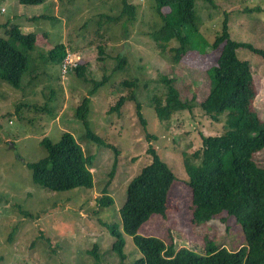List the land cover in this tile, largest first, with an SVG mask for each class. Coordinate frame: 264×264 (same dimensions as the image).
<instances>
[{"label": "rangeland", "instance_id": "374dc122", "mask_svg": "<svg viewBox=\"0 0 264 264\" xmlns=\"http://www.w3.org/2000/svg\"><path fill=\"white\" fill-rule=\"evenodd\" d=\"M126 2L137 8L135 21L123 18L112 22L104 17L119 16L122 0H46L38 6L0 0V25L16 24L23 33L37 36L35 50L27 53L29 68L21 86L0 80V264H133L141 258L132 239L125 235V258H120L113 251L115 239L106 225L121 224L127 185L151 164V148L176 179L166 216H152L138 235L164 242L171 238L176 250L187 248L199 254H205L208 242L230 251L245 243L241 225L226 212L202 225L192 222V193L184 155L203 149L202 134L225 131L224 117L214 121L201 107L211 88L208 71L220 56L221 50L212 46L224 20L228 19L232 40L264 51V0H196L198 33L188 55L178 64L169 52L160 51L151 37L161 22L156 2ZM41 16L50 18L31 19ZM0 37L6 38L2 27ZM59 43L70 53L75 67L82 64V75L75 67H68L63 74L61 66L50 61L48 54ZM177 46L173 41L168 48ZM18 49L24 51L20 46ZM237 56L250 63L256 86L253 107L264 121V59L246 50L237 51ZM121 59L124 64L120 67ZM105 75L108 80L90 95L95 81ZM166 76L174 78L180 96L192 108L163 121L152 98L165 95ZM124 80L133 85L121 84ZM85 96H90L92 130L116 152L85 135L82 120L76 115ZM121 96V107L113 109ZM137 102L146 125L138 116ZM65 131L73 135L85 156L93 157L92 189L52 192L33 182L28 164L47 156L42 141L48 137L55 143ZM115 160L117 167L110 178ZM253 161L264 165V149ZM105 195L114 205L100 204Z\"/></svg>", "mask_w": 264, "mask_h": 264}, {"label": "trees", "instance_id": "16d2710c", "mask_svg": "<svg viewBox=\"0 0 264 264\" xmlns=\"http://www.w3.org/2000/svg\"><path fill=\"white\" fill-rule=\"evenodd\" d=\"M160 24L151 32L158 49L169 52L175 64L182 62L192 48L195 34L198 33L196 0H154ZM212 3V0H207ZM46 0H19L21 5L38 6ZM137 8L122 0L121 14L117 17L104 16L108 21L136 20ZM50 17H33L32 20ZM56 18V17H54ZM6 38L0 37V80L19 88L22 78L29 68L28 52L35 50L37 36L25 34L16 24L6 23ZM177 47L168 48L171 43ZM20 46L24 51L19 50ZM212 48L221 50L215 66L209 69L211 88L201 103L202 109L214 121L224 117L225 131L220 135L202 134L203 149L193 155L185 154V168L188 173V186L192 193L193 219L196 225L210 222L221 213L235 217L241 225L244 245L235 251L208 242L205 254L182 248L176 250L172 239L164 242L153 237L139 236L142 225L152 216H166L169 195L176 179L172 169L164 162L155 149L151 164L127 185L126 198L120 209L121 224L106 225L115 239L113 251L120 258L123 253V235L132 239L142 257L133 264H264V165L258 166L253 156L264 149V121L253 107L256 95L252 68L248 61L240 60L237 51L246 50L264 59V51L252 47L247 42L231 39L228 19L223 22L222 32L215 38ZM100 55L104 51L99 48ZM66 56V48L59 43L50 50V61L61 65ZM124 60L121 59V67ZM81 63L75 67L82 75ZM108 80L95 81L90 95ZM165 95H154L152 103L160 120L167 121L179 111L192 108L189 101L183 100L173 84L174 78L163 79ZM125 86L132 81H122ZM124 101L123 96L113 109L118 110ZM90 96H85L76 108V115L82 120L85 135L98 146L113 149L96 134L88 119ZM137 113L142 124L146 125L142 107L137 102ZM42 145L47 156L28 164L33 182L52 192H65L77 188L92 189L94 175L90 169L93 157L85 156L71 133L62 132L57 142L45 137ZM117 161L112 167L110 178L114 177ZM103 207L114 205L108 195L100 199ZM94 247L93 254L97 257Z\"/></svg>", "mask_w": 264, "mask_h": 264}, {"label": "built area", "instance_id": "2783aa9c", "mask_svg": "<svg viewBox=\"0 0 264 264\" xmlns=\"http://www.w3.org/2000/svg\"><path fill=\"white\" fill-rule=\"evenodd\" d=\"M73 62L74 61L71 59L70 53L66 52V56L63 58L61 65H60L63 74L67 72L69 68L76 66V64H74Z\"/></svg>", "mask_w": 264, "mask_h": 264}, {"label": "crops", "instance_id": "0c3cea01", "mask_svg": "<svg viewBox=\"0 0 264 264\" xmlns=\"http://www.w3.org/2000/svg\"><path fill=\"white\" fill-rule=\"evenodd\" d=\"M8 23V22H7ZM0 27H2L3 29H4V31H5V28L2 26V24L0 25ZM22 30V29H21Z\"/></svg>", "mask_w": 264, "mask_h": 264}]
</instances>
